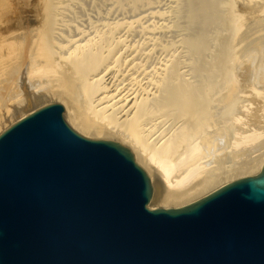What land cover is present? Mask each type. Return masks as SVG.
Listing matches in <instances>:
<instances>
[{"label": "bare ground", "instance_id": "6f19581e", "mask_svg": "<svg viewBox=\"0 0 264 264\" xmlns=\"http://www.w3.org/2000/svg\"><path fill=\"white\" fill-rule=\"evenodd\" d=\"M85 1L37 0L17 41V20L0 27V130L63 102L80 135L132 148L149 209L263 167L264 0H89L82 25Z\"/></svg>", "mask_w": 264, "mask_h": 264}, {"label": "water", "instance_id": "95a60500", "mask_svg": "<svg viewBox=\"0 0 264 264\" xmlns=\"http://www.w3.org/2000/svg\"><path fill=\"white\" fill-rule=\"evenodd\" d=\"M59 104L0 134V264H264V165L149 209L131 151L73 131Z\"/></svg>", "mask_w": 264, "mask_h": 264}, {"label": "rangeland", "instance_id": "374dc122", "mask_svg": "<svg viewBox=\"0 0 264 264\" xmlns=\"http://www.w3.org/2000/svg\"><path fill=\"white\" fill-rule=\"evenodd\" d=\"M160 1H161V4H162L160 6V8H161V10H163V9H165L167 7V2H165V5H164L162 0H160ZM163 1H166V0H163ZM36 2H37V0H0V27H3L4 24L10 23V22H14L15 20H17V21L14 22V24H16L17 26H16V28L14 30H12V33L14 35L13 36L11 35L13 37V39H12L13 41H17L18 38H19L18 36H20L19 35L20 32L21 33L23 32L22 30H20V26L18 25V23H21L22 20H24V19L27 20L28 17L33 16V14H32L33 13L32 12V10H33L32 5H34ZM93 5L94 4L92 3V1H89V0L85 1L84 11L79 14L80 15L79 21H80L81 24L84 23L87 19H91V18H92V20L96 19V11H95V7ZM162 7H164V8H162ZM86 10H88V11H86ZM88 13H90L91 15L88 14ZM121 16L122 15H120L119 13H115V14H112L111 17H112L113 20H116V19L123 18V16L122 17ZM124 18L131 19V16L127 15V16H124ZM84 24H82V25H84ZM18 67H19V65H18ZM15 86H16V84H11V87H9L10 89L8 88L7 97H8V94L9 95L12 94V91H14V87ZM11 88H13V89L11 90ZM5 93L6 92H4L3 88H0V109L8 105V103H7V105L5 104V100H6L5 95H4ZM13 102L14 101H12V103ZM50 104H59V105H61L64 108V113H63L64 121L66 122V124L73 131H75L77 134H79L80 132L75 127V124H73V122L70 120V116H69L70 114H67V112H66L67 111L66 105L63 102H57V101L46 102V103H44L42 105H39L38 107L35 106L32 109H30V110L29 109L28 110L24 109V111L18 117L13 118V116H12V119H7V122L5 123L6 125L3 127V129H1L2 131L0 130V134L3 131H5L7 128H9L11 125H13L17 121H19L20 119L26 117L27 115L31 114L32 112H34V111H36V110H38L40 108H42L44 106H47V105H50ZM88 133H89V131H87L86 133H82L83 135L81 134V136H83V137L85 136V138H87L86 136H89ZM90 138L92 140H109V141H114V142H117V143L120 142L119 144L122 143V146H124L123 144H126L122 140L118 139L117 136L114 133L110 134L109 137H107L106 139H95L94 137H88V139H90ZM126 146H127V148H129L132 151V148L129 145L126 144ZM261 169L262 168H259L258 172L255 175L259 174ZM255 175H252V176H255ZM247 177H249V176H247ZM235 180H237V179H235ZM230 182H228V183H230ZM226 184H224V185H226ZM224 185H222V186H224ZM222 186H219V187L213 189L212 191L209 190V191L203 193L202 195H200V196H198L196 198H193L190 201H187V202L182 203L180 205L173 206V207H160L159 206V207H154L153 209H156V208H178V207H182L184 205L190 204V203H192V202H194V201H196V200L208 195L209 193L217 190L218 188H220Z\"/></svg>", "mask_w": 264, "mask_h": 264}]
</instances>
